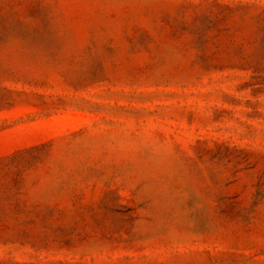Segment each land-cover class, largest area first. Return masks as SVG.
Segmentation results:
<instances>
[{
  "label": "rangeland",
  "instance_id": "obj_1",
  "mask_svg": "<svg viewBox=\"0 0 264 264\" xmlns=\"http://www.w3.org/2000/svg\"><path fill=\"white\" fill-rule=\"evenodd\" d=\"M0 264H264V0H0Z\"/></svg>",
  "mask_w": 264,
  "mask_h": 264
}]
</instances>
